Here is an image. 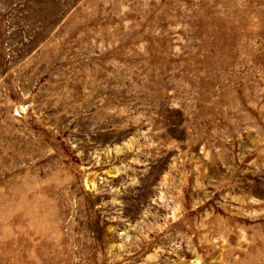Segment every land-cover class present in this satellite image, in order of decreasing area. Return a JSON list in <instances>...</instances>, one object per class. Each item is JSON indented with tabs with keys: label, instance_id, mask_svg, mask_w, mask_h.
Instances as JSON below:
<instances>
[{
	"label": "rangeland",
	"instance_id": "1",
	"mask_svg": "<svg viewBox=\"0 0 264 264\" xmlns=\"http://www.w3.org/2000/svg\"><path fill=\"white\" fill-rule=\"evenodd\" d=\"M0 264H264V0H0Z\"/></svg>",
	"mask_w": 264,
	"mask_h": 264
}]
</instances>
